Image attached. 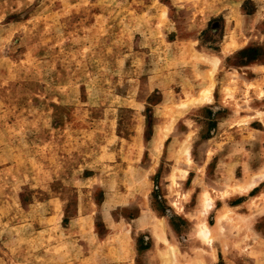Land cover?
<instances>
[{"label": "rangeland", "instance_id": "374dc122", "mask_svg": "<svg viewBox=\"0 0 264 264\" xmlns=\"http://www.w3.org/2000/svg\"><path fill=\"white\" fill-rule=\"evenodd\" d=\"M203 263L264 264V0H0V264Z\"/></svg>", "mask_w": 264, "mask_h": 264}, {"label": "bare ground", "instance_id": "6f19581e", "mask_svg": "<svg viewBox=\"0 0 264 264\" xmlns=\"http://www.w3.org/2000/svg\"><path fill=\"white\" fill-rule=\"evenodd\" d=\"M212 99V97H211V95H205L204 97H202L201 98V100H211ZM163 223V222H162ZM160 224V228H162V226H163V224ZM164 227V226H163ZM202 232H203V235H204V237H207L208 236V231L207 230H202ZM209 240V239H208ZM162 257V256H161ZM174 258H175V256H174ZM176 260V259H175ZM166 261V260H165ZM164 261V262H165ZM170 262V261H169ZM204 264V263H203Z\"/></svg>", "mask_w": 264, "mask_h": 264}, {"label": "trees", "instance_id": "16d2710c", "mask_svg": "<svg viewBox=\"0 0 264 264\" xmlns=\"http://www.w3.org/2000/svg\"><path fill=\"white\" fill-rule=\"evenodd\" d=\"M146 247H147V246H143V247L141 246V247H139V248H140V249H145Z\"/></svg>", "mask_w": 264, "mask_h": 264}]
</instances>
